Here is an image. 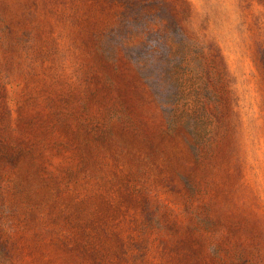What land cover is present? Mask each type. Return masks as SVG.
I'll use <instances>...</instances> for the list:
<instances>
[{"label":"rangeland","instance_id":"1","mask_svg":"<svg viewBox=\"0 0 264 264\" xmlns=\"http://www.w3.org/2000/svg\"><path fill=\"white\" fill-rule=\"evenodd\" d=\"M0 264H264V0H0Z\"/></svg>","mask_w":264,"mask_h":264}]
</instances>
